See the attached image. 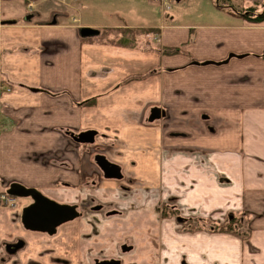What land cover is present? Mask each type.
<instances>
[{
	"label": "crops",
	"instance_id": "0c3cea01",
	"mask_svg": "<svg viewBox=\"0 0 264 264\" xmlns=\"http://www.w3.org/2000/svg\"><path fill=\"white\" fill-rule=\"evenodd\" d=\"M41 1L0 4L1 189L80 215L48 235L24 226L31 198L1 207L0 264H264V6L197 26L160 23L152 0H62L52 21ZM231 217L244 235L211 229Z\"/></svg>",
	"mask_w": 264,
	"mask_h": 264
},
{
	"label": "rangeland",
	"instance_id": "374dc122",
	"mask_svg": "<svg viewBox=\"0 0 264 264\" xmlns=\"http://www.w3.org/2000/svg\"><path fill=\"white\" fill-rule=\"evenodd\" d=\"M35 2H39V0H31ZM30 0H3L0 1L1 6V11L2 14L4 12V15L9 18H18L20 16V12H25L27 10L26 6H29L30 9ZM57 1V2H54ZM65 0H63L64 2ZM44 2V3H43ZM153 3L160 4L159 8L156 10L158 13L159 17V22L160 23H165V24H170V22H174V24L177 25H185V24H196L201 25V26H212V25H220L222 23L227 22L228 20L234 21L230 16L226 15L228 13H225L224 11L228 12L229 10H244L246 8V3L248 2L249 4L252 3V6L254 9L256 8L260 12L262 11V7L264 6V0H253L252 2L248 0H152ZM159 2V3H158ZM62 3V0H42L41 3L39 4L41 8H43L45 11H51L52 8H56V10H61L59 4ZM88 3L87 0H81L79 2L80 6L81 5H86ZM94 3V1H93ZM99 8H102L103 2H98ZM94 5V4H93ZM220 6H226V8L222 9L223 12H220ZM32 6V5H31ZM62 8V7H61ZM0 11V14H1ZM49 11L45 13L47 16V19L49 21H52L53 18L59 17V14H56L53 12L51 13ZM108 13L107 18L104 19L103 16L100 14L99 17H96L97 22H105L107 20L109 23H117L120 22V19L117 14H113L114 12H111V10H106ZM88 13V12H87ZM84 13V14H87ZM225 13V14H224ZM63 14V13H62ZM60 14V16H62ZM44 15V16H45ZM85 19L87 18V15H84ZM47 20V21H48ZM121 21L123 22H134V23H139L140 17L139 16H134L129 15L126 17V20L122 19ZM72 22L75 23L77 22V18L73 17ZM79 25V24H78ZM194 28H199V27H194ZM126 30V29H125ZM197 29H194L196 31ZM128 31V29L126 30ZM124 31V32H126ZM123 33L125 36H127L128 41L129 38L132 37L131 33ZM105 35V36H104ZM117 35H120L118 29H109L108 31L104 30V34L102 36L104 37H116ZM93 37V36H92ZM88 38V37H84ZM148 41H154V42H159L161 41V37L159 34H157L155 37L148 38ZM120 39L116 40L115 38L113 39V42H124V41H119ZM143 41V40H142ZM141 41V42H142ZM127 42V41H126ZM131 43V41H129ZM142 44V43H141ZM144 45V44H143ZM2 184L0 183V192L2 191L1 189ZM3 188V187H2ZM2 199H0V209L3 208H17L18 204H1ZM168 208V207H167ZM171 210L173 209L174 212L178 213L179 210L176 208H173L172 206L169 207ZM165 211V210H164Z\"/></svg>",
	"mask_w": 264,
	"mask_h": 264
},
{
	"label": "water",
	"instance_id": "95a60500",
	"mask_svg": "<svg viewBox=\"0 0 264 264\" xmlns=\"http://www.w3.org/2000/svg\"><path fill=\"white\" fill-rule=\"evenodd\" d=\"M98 34L99 31L91 27H83L80 30L82 37H92ZM154 112L156 113L152 115L150 121L161 117L159 108L153 109L152 113ZM95 134V131H87L80 133L75 139L78 142L91 143L94 141ZM99 159L104 163L103 168L109 172L111 169L107 167L105 159L102 156ZM8 194L19 198L31 197L33 199L34 202L26 207L23 212L24 226L32 231L45 232L52 235L59 226L79 216L76 206L58 204L34 188H28L21 184H13ZM102 264L117 263L105 262Z\"/></svg>",
	"mask_w": 264,
	"mask_h": 264
},
{
	"label": "trees",
	"instance_id": "16d2710c",
	"mask_svg": "<svg viewBox=\"0 0 264 264\" xmlns=\"http://www.w3.org/2000/svg\"><path fill=\"white\" fill-rule=\"evenodd\" d=\"M244 11H247V12L249 11V12H251L250 14H254V12H255L254 8H252V7L251 8H247L245 10H241L240 12H244ZM254 20L263 21L264 20V12L262 14H260V15H257ZM175 52H177V50ZM165 212L167 213V210ZM173 213H176V212H173ZM237 224H240L239 223V219H237V218H228V220L225 223L213 222L210 227H211V229L213 231H224V232H230V233H233V234H242V235H244V233H240L239 227H238ZM189 227H190L189 229H192V230L193 229H198L197 225H190ZM245 233L249 234L250 232H245ZM247 236H246V238H247Z\"/></svg>",
	"mask_w": 264,
	"mask_h": 264
},
{
	"label": "flooded vegetation",
	"instance_id": "af4514ba",
	"mask_svg": "<svg viewBox=\"0 0 264 264\" xmlns=\"http://www.w3.org/2000/svg\"><path fill=\"white\" fill-rule=\"evenodd\" d=\"M156 112H154V113H152V115L153 114H155ZM159 114H161V111H160V113ZM13 184H19V183H12L11 185H9V187L7 188V189H3L1 192H0V198L3 196V195H9L8 194V191L11 189V187H12V185ZM26 198H31V197H26ZM17 199L19 200V199H24V198H19V197H17ZM32 199V198H31ZM33 200V199H32ZM34 202V201H33ZM17 204H18V202H17ZM85 206H83V208H84ZM97 208H99L100 209V207L99 206H97ZM178 210V209H177ZM173 211V210H172ZM79 212V215H80V211H78ZM63 225V224H62ZM60 227V226H59ZM58 229V228H57ZM57 231V230H56ZM45 233V232H44ZM56 233V232H55ZM54 233V234H55ZM48 234V233H47ZM54 234H52V235H54ZM48 235H50V234H48ZM18 245H20V243H14L13 245H10V246H8V249L9 250H14V249H17L18 247ZM31 264H39L38 262H33V263H31Z\"/></svg>",
	"mask_w": 264,
	"mask_h": 264
},
{
	"label": "built area",
	"instance_id": "2783aa9c",
	"mask_svg": "<svg viewBox=\"0 0 264 264\" xmlns=\"http://www.w3.org/2000/svg\"><path fill=\"white\" fill-rule=\"evenodd\" d=\"M2 202L4 203V204H7V205H10V204H16L17 203V201H16V199H14V198H10V197H6V196H2Z\"/></svg>",
	"mask_w": 264,
	"mask_h": 264
}]
</instances>
